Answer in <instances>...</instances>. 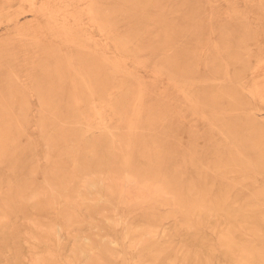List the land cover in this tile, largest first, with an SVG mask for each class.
I'll use <instances>...</instances> for the list:
<instances>
[{
    "label": "rangeland",
    "instance_id": "obj_1",
    "mask_svg": "<svg viewBox=\"0 0 264 264\" xmlns=\"http://www.w3.org/2000/svg\"><path fill=\"white\" fill-rule=\"evenodd\" d=\"M0 264H264V0H0Z\"/></svg>",
    "mask_w": 264,
    "mask_h": 264
},
{
    "label": "bare ground",
    "instance_id": "obj_2",
    "mask_svg": "<svg viewBox=\"0 0 264 264\" xmlns=\"http://www.w3.org/2000/svg\"><path fill=\"white\" fill-rule=\"evenodd\" d=\"M177 75H180V72L177 71V74L175 76ZM144 152L146 155H148L147 151H144ZM131 162H132V154H131V148H130V149H127L123 153L122 165L120 167V170L124 173L123 177L118 179L116 177H112V176L110 177L108 175H103V176L97 177L95 180L89 183L87 182L88 186L92 189L91 194L100 199H103L102 192L107 191L108 193H111V194H117L119 201L122 203H126L132 200L133 198H136L137 200L136 203L140 205L141 203L145 201H150V200L152 201L153 199H155V196L162 197L168 193V191L166 190L167 188L166 180L160 171L150 168V171L153 174L149 175L148 177L145 175V171L149 170V168H146L144 165L131 166L132 164ZM106 170H109V168ZM221 208L222 207L217 202V209H221ZM227 235L229 236L228 233ZM244 252H246V250Z\"/></svg>",
    "mask_w": 264,
    "mask_h": 264
}]
</instances>
